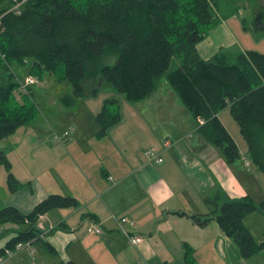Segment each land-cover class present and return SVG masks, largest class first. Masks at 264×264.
I'll return each instance as SVG.
<instances>
[{
	"label": "trees",
	"instance_id": "trees-1",
	"mask_svg": "<svg viewBox=\"0 0 264 264\" xmlns=\"http://www.w3.org/2000/svg\"><path fill=\"white\" fill-rule=\"evenodd\" d=\"M217 7L218 0H0V69L2 75L7 74L6 80L0 76V140L31 119L24 108L25 101L32 98L34 85L18 90L15 76L21 79L24 73H17V66L37 77L53 72L60 83H69L74 96L82 95L87 80L94 79L102 81V86L110 84L132 102L148 97L164 76L203 139L217 147L231 165L240 159V150L218 117L220 111L229 109L246 141L248 157L242 156V161H252L264 173V53L233 49L230 45L202 57L198 43L223 19L215 13ZM258 11L263 16L259 19L261 25L256 22L259 17L256 20L252 14L248 21H239L242 29L251 23L257 39L264 36V8L258 6ZM107 55L114 59L102 62ZM173 56L180 58L179 65L168 70ZM96 90L97 87L88 93ZM60 98L65 100V95ZM117 109V99L104 100L95 116L96 138L103 137L108 126L120 119ZM198 118L205 122L200 124ZM2 163L8 172L6 188L13 192L22 184L9 170L10 162L0 150ZM216 205L205 214L175 213L188 215L202 227L214 220L243 259L263 253L264 238L257 239L244 223L258 209L254 200L248 195L226 196ZM260 205L264 207V201ZM79 206L80 202L70 194L52 193L26 214L13 206L2 207L0 226L12 222L19 228L0 247V257L7 256L6 248L14 254L15 244L21 241L56 255L43 237L66 229V224L59 222L44 232V227L37 225L38 215L53 208ZM125 224L129 223L118 224L119 231L137 247L130 240L137 233L126 229ZM101 231L102 228L98 233ZM184 246L185 264H199L192 247ZM55 264L77 263L70 260Z\"/></svg>",
	"mask_w": 264,
	"mask_h": 264
},
{
	"label": "crops",
	"instance_id": "crops-1",
	"mask_svg": "<svg viewBox=\"0 0 264 264\" xmlns=\"http://www.w3.org/2000/svg\"><path fill=\"white\" fill-rule=\"evenodd\" d=\"M237 29L241 31V25H237ZM223 39L229 40L226 31ZM204 43L208 44L203 51L207 58L214 51L209 36L198 43V50L203 49ZM161 90L163 95L154 90L146 97L155 103V109L179 106L180 101L169 85L164 84ZM167 92L170 98H166ZM137 112L138 115L129 117L131 131L117 132L114 131L117 126H113L101 138H96V129L69 138L68 142L74 141L73 146L80 144L77 168L81 174L66 184L63 193L52 183L46 187L36 176L24 183L15 173L22 185L9 192L4 182L0 209L13 206L26 214L52 193L70 194L80 202L79 208L59 207L43 214L44 232L59 222L66 224V229H57L43 237L56 250L57 260L53 259L52 264L70 260L77 264H113L116 261L118 264H185L184 244L192 247L199 264H247V259L239 256L230 238L214 220L202 227L188 215L175 213L205 214L217 208L216 202L221 203L226 196H244L246 191L236 170L241 168L238 162L245 164L242 161V156H248L245 149L238 146L240 159L228 165L218 148L203 139L190 115L182 113L176 128L174 117L164 115L160 117L162 120L151 124L148 116ZM154 117L158 119L159 116ZM186 133L192 136L184 138ZM165 140L171 145L166 146ZM149 148L160 152L163 161L158 163L154 157H147L144 151ZM51 168L54 170V165H49L45 171ZM214 196L217 198H210ZM205 198L213 200L214 204ZM251 214L244 223L255 235L252 224L246 221ZM125 215L135 222L134 226L125 224L126 229L144 238L137 247L118 229V219ZM93 222L99 223L101 233L87 231V226ZM10 228L15 235L19 226ZM9 238L0 242V247H4ZM36 247L24 246L0 264H27L33 260L34 252H41ZM42 262L44 264V260Z\"/></svg>",
	"mask_w": 264,
	"mask_h": 264
},
{
	"label": "rangeland",
	"instance_id": "rangeland-1",
	"mask_svg": "<svg viewBox=\"0 0 264 264\" xmlns=\"http://www.w3.org/2000/svg\"><path fill=\"white\" fill-rule=\"evenodd\" d=\"M260 1L262 3H259L258 1L256 2V0H218V7L215 13H217L219 17L223 19H221L220 22H218L217 25L214 26L206 36H209L212 40V49L214 50L213 53L215 51L217 52L221 46L227 47L229 43L232 45L231 48L233 49L243 50L244 48L245 50H248L257 48L261 49H256L257 51L264 53V51H262L264 50V36L259 37L258 40L255 34L252 33L251 23L246 24V29L241 28V31L237 29V25L240 24L239 21L243 19L248 21L250 18H253V15L256 20L257 16L259 17L256 22L257 24L261 25L259 19H262L263 16H260L261 13L257 10L259 5H262L261 7L264 8V0ZM225 31L229 37V40L223 39ZM257 41H261L259 45L257 44ZM205 45L208 44L204 43L203 49L198 50V53H200L202 57H204L203 51ZM256 45L259 47H256ZM213 53L211 52L210 55ZM113 59L114 57L112 55H107L106 57H102L101 61L111 62ZM179 61L180 58L178 56H173L168 70H171L179 65ZM16 68H20L19 70H16L17 73L18 71L24 73V76L21 79H19L17 75L15 76V79L19 83L18 90L24 91L21 82L25 76L32 75L36 79V81L32 83V85H34L32 88V98L27 99L26 101L24 100V110L30 115L31 119L28 120V122L19 125L11 134L1 139L0 150L5 152V155L10 162L9 170L11 173H13V175L15 173L20 175L21 181L24 183H29L31 177L36 176L38 177L39 181H42L46 185V187L51 183L53 186H57L56 188H58L59 191H62L60 193H63V190H65L67 187V183H71L77 178V175L81 174L77 168L79 162L78 154L80 152V149L77 148L80 147V144L73 146L74 141L71 143L68 142V140L70 137L76 136V134H84V132L88 134L89 131L98 128L95 122V116L96 113L101 109L105 99L115 98L118 101L117 111L119 113L120 119L107 128L108 130L111 127L113 129L115 126H117L114 128V131L117 132L122 130H133V128L130 127L129 117L132 115H138L139 112L137 111H141L146 116H148L150 118L149 120L151 124H156L159 120H162L160 117L164 115L174 117L176 120V128L177 119L182 113L190 115L185 106L180 102L178 103L179 106H165L164 109H162L161 106L159 109H155V103H153L152 100H146L145 98L137 102L129 101L120 93H118L110 84L105 82L102 86V81L99 83V81L95 82L94 79V81L90 79L92 82L87 80L88 83L85 85V92L82 95L74 96L69 83H60L53 72L43 73L41 76L37 77L35 74L27 73V68L19 66ZM2 74V70L0 69V76H3V79L6 80L5 78L7 77V74ZM98 84H101L102 87L97 88L95 93L86 94L89 90L95 88V86H98ZM164 84L168 85L165 77L162 76L157 80L155 87L156 92L161 93V95H163V90L161 89ZM173 92L175 93L174 90ZM63 95H65V100L60 98ZM170 97L171 96L169 92H167L166 98ZM180 108L182 111H180ZM155 115L159 116L158 119L154 117ZM232 116L233 115L229 109H224L218 113L220 121L226 127L227 131L232 135L236 144L245 149L246 141L239 131L240 129L238 123ZM199 120H201V118H198V121ZM202 120L205 122L204 119ZM75 129L76 133L74 134ZM191 136L192 134L187 135L186 133L183 137L190 138ZM166 141L167 140H165L164 143ZM170 145L171 144L169 142L167 146ZM174 147L178 148L176 145H174ZM73 153H76L77 155ZM153 153L155 156H157L160 152L158 153L153 151ZM69 163L71 166L68 165ZM238 164L241 168L236 170V173L238 174V178L243 186L244 191H246L245 195L250 196L257 204L258 208L246 221L248 224H252L255 231L254 236L257 239H263L264 207H262L260 204L262 201H264V173L259 170V168H257L252 161L247 165L243 163L240 164L239 162ZM49 165H54V170L51 168L50 170L45 171V168L49 167ZM60 168L62 170H60ZM247 169L250 171H247ZM6 171L7 168L4 166V164H0L1 198L3 197L5 190L3 184L6 181V176L8 174ZM179 175L182 176V173L179 172ZM50 191L54 192V190ZM40 220L42 219L38 215L37 223L39 225H43L42 222L40 223ZM93 223L97 226H100L99 223ZM12 225L16 226L15 224H12V222H7L0 226L3 229L0 232V242H4L6 238L14 235L13 232L6 229L7 227L10 228ZM91 233L97 234L95 231H91ZM33 245L35 244L33 243ZM38 248L41 250V252H34L32 255L33 260L27 264H43V260L44 264H52L53 259L57 260L56 255L50 254L43 247ZM31 250L33 251V249ZM43 255L45 256L44 259ZM9 257L11 256L9 255ZM9 257L6 256L5 258H1L0 263L4 262ZM246 263L264 264V252L250 256L247 258ZM113 264H118V262H113Z\"/></svg>",
	"mask_w": 264,
	"mask_h": 264
},
{
	"label": "built area",
	"instance_id": "built-area-1",
	"mask_svg": "<svg viewBox=\"0 0 264 264\" xmlns=\"http://www.w3.org/2000/svg\"><path fill=\"white\" fill-rule=\"evenodd\" d=\"M17 6H18V2L14 5V8H17ZM36 81V79H35V77H33L32 75H27V76H25V78L23 79V81L21 82L22 83V86H23V88H24V90H25V87L27 86V85H29V84H32V83H34ZM199 122H200V124H203L204 122H203V120H202V118H201V120H199ZM169 140H167L164 144L167 146L168 144H169ZM153 149L151 148V149H148V150H145L144 151V154L147 156V157H149V158H152V157H154L155 158V160L157 161V162H161L162 161V157L161 156H159V155H157V156H155L154 155V153H153ZM244 162H245V164H248L247 163V161H245L244 160ZM39 216H40V218L42 219V214H39ZM128 222L130 225H132V226H134L135 225V222L133 221V219H131L129 216H127V215H125V216H122L121 218H119V223H122V222ZM40 223H41V221H40ZM37 225L41 228V229H43V225H39L38 223H37ZM88 229H89V232H91V231H95L96 233H98V232H100V230H101V228H100V226H97V225H95L94 223H92L91 224V226H89L88 227ZM43 233H41V235H42ZM143 237L142 236H140L139 234H135V235H133L132 237H130V240H131V242L132 243H134V244H137V245H139L142 241H143ZM30 243L29 242H17L16 244H15V246H14V248L16 249V250H18V249H20V248H22V247H24V246H28ZM6 254H7V256H11L12 254H13V251L12 250H9V249H7L6 248ZM2 257H0V259H1Z\"/></svg>",
	"mask_w": 264,
	"mask_h": 264
}]
</instances>
